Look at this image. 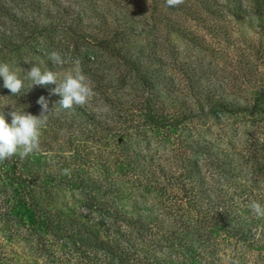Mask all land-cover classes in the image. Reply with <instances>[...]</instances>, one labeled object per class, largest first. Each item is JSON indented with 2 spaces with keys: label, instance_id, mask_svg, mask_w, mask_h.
I'll list each match as a JSON object with an SVG mask.
<instances>
[{
  "label": "trees",
  "instance_id": "1",
  "mask_svg": "<svg viewBox=\"0 0 264 264\" xmlns=\"http://www.w3.org/2000/svg\"><path fill=\"white\" fill-rule=\"evenodd\" d=\"M194 1L199 9L222 5ZM44 9L52 22L42 26ZM255 11L264 16V0H256ZM62 20L46 1L0 0V63L24 80L13 95L0 77V111L9 123L12 106L39 116L43 96L51 112L39 151L0 163L5 238L29 240L32 250L48 259L67 258L68 264H218L219 241L227 237L264 250V218L249 208L251 201L264 205V135L240 148L224 141L226 130L214 139L202 135L190 120H211L216 106L230 113L231 103L207 97L203 88L194 99L172 97V80L144 64L135 41H125L132 46L126 53L112 47L123 40L118 33L87 42L111 49L141 91L132 98L104 96L105 108H60L61 97L51 92L56 85L30 87L27 70L36 64L59 72L49 60L57 51L64 58L71 54L72 66L78 60L83 71L104 72L101 56L82 48L79 38L70 39L71 27ZM109 78L101 91L92 87L95 100L124 87ZM223 116L215 117L217 123L224 124ZM144 193L155 194V202L145 201Z\"/></svg>",
  "mask_w": 264,
  "mask_h": 264
},
{
  "label": "rangeland",
  "instance_id": "2",
  "mask_svg": "<svg viewBox=\"0 0 264 264\" xmlns=\"http://www.w3.org/2000/svg\"><path fill=\"white\" fill-rule=\"evenodd\" d=\"M41 1L50 3L53 11H57L62 21L71 27L67 32L70 39L79 38L82 48L101 56L104 72L80 68L91 87L101 91V86L112 79L110 75L115 77V84L125 83L121 89L104 91L97 100L92 97L88 103L92 108L104 107V96L132 98L141 91L137 81H133L130 68L123 60L112 56L111 49L90 47L87 42V39L112 38L118 33V39L123 37V40L113 43L112 47L126 53L132 46L125 41H135L144 64L161 68L172 80L175 89H170L172 97L180 100L199 97V89L203 88L207 97L231 103L230 108L234 109L230 113L216 106L211 111V120H190V125L202 135L214 139L226 130L230 135L224 141L230 138L237 148L254 146L250 145L252 141L264 135V95H261L264 87V16L257 15L256 0H234L232 5L221 0L219 7L212 8L215 4H208L204 9H199L194 0H183L178 7H167L165 0H94L90 4L85 0ZM211 10L218 15L210 13ZM238 12L241 18L236 16ZM38 21L42 26L52 22L47 9ZM71 56L68 54L65 64L70 67L57 69L61 75L72 67ZM254 103L255 111L249 112ZM207 107L201 105V110H209ZM242 107L249 110L239 112L238 108ZM222 115L224 124L217 123L215 117ZM91 161L93 159H89ZM155 197V194L144 193L145 201L154 203ZM4 233L0 231V264L69 263L67 258L48 259L31 249V241L9 240ZM219 242L218 264H264L263 249L251 248L249 244L228 237Z\"/></svg>",
  "mask_w": 264,
  "mask_h": 264
},
{
  "label": "clouds",
  "instance_id": "3",
  "mask_svg": "<svg viewBox=\"0 0 264 264\" xmlns=\"http://www.w3.org/2000/svg\"><path fill=\"white\" fill-rule=\"evenodd\" d=\"M165 3L167 7H178L183 0H165ZM49 60L60 68L67 63L66 58L57 51L49 54ZM0 77L3 78V86L13 95L20 93L24 87V80L7 63H0ZM25 78L31 81L30 87L56 85L51 92L61 97L57 103L63 109L84 106L94 95L87 77L79 67L78 60L73 61V66L65 70L62 75L53 69L42 68L35 64L25 72ZM37 103L41 105L39 116L12 106V110L8 113L11 116V123L8 122L4 111H0V163L17 155L24 159L39 151L41 129L46 125L48 114L51 112L45 97L41 96ZM249 208L255 216L264 218V205L260 202L251 201Z\"/></svg>",
  "mask_w": 264,
  "mask_h": 264
}]
</instances>
